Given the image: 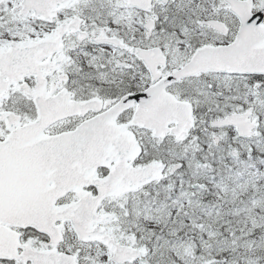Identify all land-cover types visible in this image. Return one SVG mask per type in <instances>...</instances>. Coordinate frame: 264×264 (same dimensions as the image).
<instances>
[{"label":"snow or ice","instance_id":"6c2138e0","mask_svg":"<svg viewBox=\"0 0 264 264\" xmlns=\"http://www.w3.org/2000/svg\"><path fill=\"white\" fill-rule=\"evenodd\" d=\"M0 264H264V0H0Z\"/></svg>","mask_w":264,"mask_h":264}]
</instances>
